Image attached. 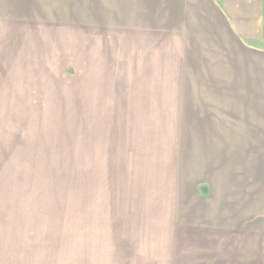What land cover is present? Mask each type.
I'll return each instance as SVG.
<instances>
[{"label":"rangeland","instance_id":"1","mask_svg":"<svg viewBox=\"0 0 264 264\" xmlns=\"http://www.w3.org/2000/svg\"><path fill=\"white\" fill-rule=\"evenodd\" d=\"M217 3L0 0V264H261L264 0Z\"/></svg>","mask_w":264,"mask_h":264},{"label":"crops","instance_id":"2","mask_svg":"<svg viewBox=\"0 0 264 264\" xmlns=\"http://www.w3.org/2000/svg\"><path fill=\"white\" fill-rule=\"evenodd\" d=\"M217 4L219 5V6H224V8L226 9V10H228V7L226 6V0H217ZM222 4V5H221ZM226 30V29H225ZM227 31L228 32H230V28H228L227 29ZM232 33V34H231ZM229 35H230V37H235V33H233V32H231ZM239 35V34H238ZM240 37V36H239ZM238 38V37H237ZM237 38L236 39H231L230 41H234L233 42V44H236L237 45ZM247 38V37H246ZM238 39H240L239 40V44H240V46L242 47L243 46V44L242 43H244V42H246V41H244L241 37L240 38H238ZM250 41H251V39H250ZM135 94H137L138 95V93H136V92H132V96H130L129 95V98L130 99H132V98H135V97H137V96H135ZM151 114H153V113H151ZM257 233V232H256ZM252 234H254V233H252ZM259 236H252L251 235V237L250 238H252V239H254V238H257L258 240L260 239V241L259 242H264V240H263V236L261 235V234H259V233H257ZM262 237V238H261ZM260 258H262V256H260ZM261 264H264V259L261 261Z\"/></svg>","mask_w":264,"mask_h":264}]
</instances>
